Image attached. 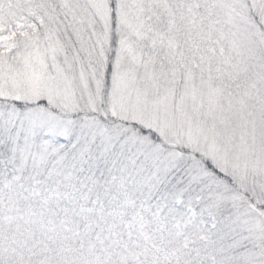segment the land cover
<instances>
[{
    "label": "snow or ice",
    "instance_id": "obj_1",
    "mask_svg": "<svg viewBox=\"0 0 264 264\" xmlns=\"http://www.w3.org/2000/svg\"><path fill=\"white\" fill-rule=\"evenodd\" d=\"M0 264H264V0H0Z\"/></svg>",
    "mask_w": 264,
    "mask_h": 264
}]
</instances>
